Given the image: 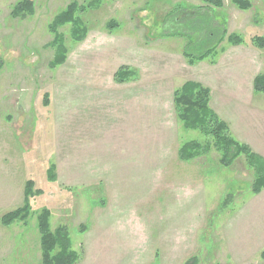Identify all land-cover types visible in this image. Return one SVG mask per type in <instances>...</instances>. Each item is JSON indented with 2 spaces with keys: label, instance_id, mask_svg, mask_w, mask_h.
<instances>
[{
  "label": "rangeland",
  "instance_id": "rangeland-1",
  "mask_svg": "<svg viewBox=\"0 0 264 264\" xmlns=\"http://www.w3.org/2000/svg\"><path fill=\"white\" fill-rule=\"evenodd\" d=\"M18 1L0 0V264H42L45 208L51 230L69 226L76 264H185L193 256L264 264V188L252 193L255 170L243 155L220 165L215 149L182 161V146L203 136L185 130L174 104L177 89L201 83L235 138L264 155V93L253 88L264 49L252 41L264 35V0L247 11L223 0L210 16L227 29L215 36L217 56L192 65L184 47L205 51L212 22H187L192 10L167 15L204 0H102L81 14V38L73 24L61 26L57 65L61 45L50 25L74 0H33V15L14 18ZM112 21L119 25L109 32ZM231 33L245 42H228ZM122 66L136 77L117 82ZM30 179L44 190L29 200L33 216L3 225L4 214L25 205Z\"/></svg>",
  "mask_w": 264,
  "mask_h": 264
},
{
  "label": "trees",
  "instance_id": "trees-1",
  "mask_svg": "<svg viewBox=\"0 0 264 264\" xmlns=\"http://www.w3.org/2000/svg\"><path fill=\"white\" fill-rule=\"evenodd\" d=\"M84 1H87L88 4L79 3L77 0L71 2L63 12L54 18L50 25V30L55 34L53 44H56L57 47L61 45V51L58 53L56 61H52V65L63 62L65 56L61 32L59 31L61 26L73 24L72 32H74V37L78 39L81 38L85 35L83 28L85 25H83V21L81 20V14L91 7H98L102 2V0ZM204 2V6L191 8H183L182 6L176 7L167 15V18L168 20H172L173 17L177 16L178 12L182 10H192L193 13L187 19V22H190V18L198 19L199 17L208 18L212 22L213 20L210 16L214 15L215 9L224 7V1L204 0ZM232 3L240 10L245 11L250 10L253 6L251 0H232ZM34 11L35 3L33 0H19L13 6L11 14L14 18H20L33 15ZM118 25L117 21L110 22L108 31H113ZM201 29L202 34L207 31L205 24H203ZM208 30H210V32L208 35V42L205 44V51H203L202 48L200 53H192L189 49L193 43L184 47L183 53L189 64L192 65L204 60L214 62L213 58L217 56V44L220 42L215 36L219 35L220 32L225 35L227 29L223 28V30H221L218 25L212 22ZM177 31L185 32V34L180 35L184 36L187 40H193L190 31H181L180 28ZM200 37L201 36H198V38ZM252 41L257 48L264 49V35H256L253 37ZM228 42L232 44H241L245 41L244 38L237 33H231L228 37ZM136 75L137 70H132V68L128 66H122L116 72L115 80L117 82H124L131 78H135ZM254 90L258 93H264V75L259 74L255 77ZM209 103L210 90L201 83L186 82L181 88L174 92L176 114L183 123V127L187 131H197L203 136V140H192L183 145L179 150L180 159L185 162H192L202 154L209 155V153L215 149L220 154L218 158L219 164L229 167L237 158L243 155L246 158L248 168H252L256 172L252 193H260L264 188V158L256 154L249 145L237 140L231 131L229 123L214 112L213 109L209 107ZM46 104H48V97ZM47 175L49 182H52L50 171H47ZM25 188V205L4 214L1 217V223L3 225L9 226L18 221H26L30 216V198L42 195L44 192L41 187L36 188L34 179H30ZM34 188L36 189L34 190ZM49 217L50 210L48 208H45L38 216L41 235L42 264H76L81 259V255L72 246L69 226L67 224H61L54 230H51ZM262 258L264 260V251L262 252ZM185 264H200V262L196 256H193L189 258Z\"/></svg>",
  "mask_w": 264,
  "mask_h": 264
},
{
  "label": "crops",
  "instance_id": "crops-1",
  "mask_svg": "<svg viewBox=\"0 0 264 264\" xmlns=\"http://www.w3.org/2000/svg\"><path fill=\"white\" fill-rule=\"evenodd\" d=\"M234 134L236 135V137H238V133H234ZM254 150H256V149H254ZM257 153L260 154V155H262L264 157V155L261 154L260 152H257Z\"/></svg>",
  "mask_w": 264,
  "mask_h": 264
}]
</instances>
